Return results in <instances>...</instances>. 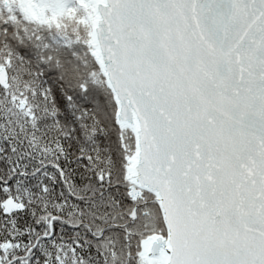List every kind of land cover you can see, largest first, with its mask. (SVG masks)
<instances>
[{"label": "snow or ice", "instance_id": "obj_1", "mask_svg": "<svg viewBox=\"0 0 264 264\" xmlns=\"http://www.w3.org/2000/svg\"><path fill=\"white\" fill-rule=\"evenodd\" d=\"M0 264H264V0H0Z\"/></svg>", "mask_w": 264, "mask_h": 264}]
</instances>
